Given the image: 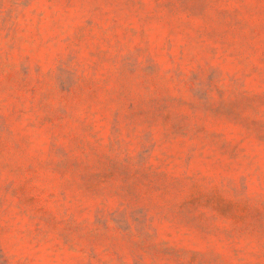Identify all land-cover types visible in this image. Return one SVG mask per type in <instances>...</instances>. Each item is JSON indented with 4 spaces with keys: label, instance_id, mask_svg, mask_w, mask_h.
Returning a JSON list of instances; mask_svg holds the SVG:
<instances>
[{
    "label": "rangeland",
    "instance_id": "374dc122",
    "mask_svg": "<svg viewBox=\"0 0 264 264\" xmlns=\"http://www.w3.org/2000/svg\"><path fill=\"white\" fill-rule=\"evenodd\" d=\"M0 264H264V0H0Z\"/></svg>",
    "mask_w": 264,
    "mask_h": 264
}]
</instances>
